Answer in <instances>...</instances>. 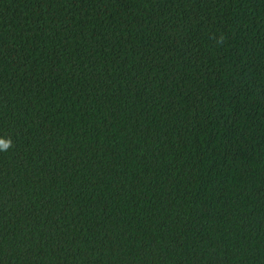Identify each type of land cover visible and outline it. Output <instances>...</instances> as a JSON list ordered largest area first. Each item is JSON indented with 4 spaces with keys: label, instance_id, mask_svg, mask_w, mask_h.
Segmentation results:
<instances>
[{
    "label": "trees",
    "instance_id": "trees-1",
    "mask_svg": "<svg viewBox=\"0 0 264 264\" xmlns=\"http://www.w3.org/2000/svg\"><path fill=\"white\" fill-rule=\"evenodd\" d=\"M0 264H264V0H0Z\"/></svg>",
    "mask_w": 264,
    "mask_h": 264
},
{
    "label": "clouds",
    "instance_id": "clouds-1",
    "mask_svg": "<svg viewBox=\"0 0 264 264\" xmlns=\"http://www.w3.org/2000/svg\"><path fill=\"white\" fill-rule=\"evenodd\" d=\"M11 147L10 140L0 139V151H7Z\"/></svg>",
    "mask_w": 264,
    "mask_h": 264
}]
</instances>
